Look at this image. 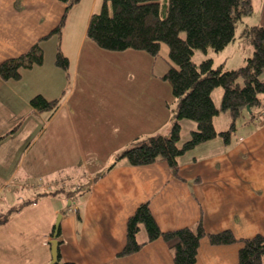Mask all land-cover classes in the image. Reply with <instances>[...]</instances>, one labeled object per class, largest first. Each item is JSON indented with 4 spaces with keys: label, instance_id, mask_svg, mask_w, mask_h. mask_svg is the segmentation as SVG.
I'll return each mask as SVG.
<instances>
[{
    "label": "crops",
    "instance_id": "crops-1",
    "mask_svg": "<svg viewBox=\"0 0 264 264\" xmlns=\"http://www.w3.org/2000/svg\"><path fill=\"white\" fill-rule=\"evenodd\" d=\"M250 3L252 13L239 23L234 41L216 53V63L210 57L215 67L236 70L252 55V46L239 35L244 28L264 27V0ZM99 6L100 0H81L68 12L61 34L40 42L42 65L22 71L18 81L0 80V126L5 116L9 119L0 132V214L18 201H35L0 226V264H49L48 242L58 215L63 262L174 264L161 239L131 256H116L125 245L128 218L146 202L162 232L201 225L207 234L264 237V109L255 110L253 118L244 113L229 144L216 138L181 157L176 175L165 162L115 163L133 141L169 133L176 100L163 72L109 76L102 92L89 89L98 79L81 68H92L101 55L104 66L113 53L86 37ZM63 13L57 0H0V63L25 53ZM58 50L68 59L67 71L54 63ZM128 52L137 54L123 53ZM213 93L219 106L222 92ZM36 96L60 104L52 114L35 113L30 101ZM83 100L91 103L78 111ZM18 102L26 109L18 110ZM229 121L226 113L216 116V132L226 131ZM180 126L183 138L194 128L187 121ZM48 188L65 193H42ZM144 239L140 232L138 241ZM238 249V244L211 246L204 238L195 264H237Z\"/></svg>",
    "mask_w": 264,
    "mask_h": 264
},
{
    "label": "trees",
    "instance_id": "trees-1",
    "mask_svg": "<svg viewBox=\"0 0 264 264\" xmlns=\"http://www.w3.org/2000/svg\"><path fill=\"white\" fill-rule=\"evenodd\" d=\"M57 1L64 5V13L58 25L25 53L2 61L0 80L18 81L22 71L42 65L40 42L61 34L68 12L81 0ZM251 13L250 0H103L100 11L92 14L89 19L87 39L103 51L143 52L153 59L158 57L161 45H165L168 69L162 80L169 84L176 100L169 133L133 141L116 156L115 163L125 160L130 166L141 167L165 162L176 175L181 157L196 146L216 138L229 144L236 130V121L244 113L253 118L256 117L253 114L255 110L264 109V82L260 80L264 73V27L252 26L241 31L239 37L252 46L253 53L236 70L224 71L221 66L215 67L210 58L198 64L192 60L196 51L205 55L208 51H222L234 41L242 19ZM54 63L67 71L68 59L59 50ZM218 88L222 89V94L220 104L216 106L212 93ZM59 104L60 100L47 101L40 96L30 101V107L35 113L52 114ZM220 113H226L230 121L226 131L216 132L213 119ZM181 121L194 124L186 139H182ZM56 190L59 189L42 193L56 195L64 191ZM47 194H40L38 198ZM66 195L70 197L71 193L66 192ZM33 203L35 201L26 199L11 206L0 214V226L5 225L13 214ZM141 231L145 234L144 241H138ZM59 236L57 229V241ZM50 237L53 238V230ZM204 238L211 246L238 244L237 264H262L264 237L256 235L236 239L230 231L207 234L201 225L195 229L162 232L147 202L138 205L128 218L125 245L116 256H131L147 244L161 239L170 251L174 264H195L200 241ZM60 245L61 241H58L54 264H70L61 260Z\"/></svg>",
    "mask_w": 264,
    "mask_h": 264
},
{
    "label": "rangeland",
    "instance_id": "rangeland-1",
    "mask_svg": "<svg viewBox=\"0 0 264 264\" xmlns=\"http://www.w3.org/2000/svg\"><path fill=\"white\" fill-rule=\"evenodd\" d=\"M101 6H102V0H100V6H99V8L96 9L95 13H98L100 11ZM108 7H109V5H108ZM74 8H76V7H74ZM74 10H76V9H74ZM109 13H111L110 7H109ZM237 33H238V30H237ZM136 53H137L136 55H133V53H131V52H128V53H123V52H121V53H109L107 56H111V61L108 62L104 66H103V56L104 55H101L100 60L96 61L92 68H88V70H84L83 68H81V71L89 73V75H91V76H96L98 79V81L91 82L89 89L92 92H95L96 89L99 92H102L104 89L103 85H105V83L108 82V80H106V79H108L109 76L128 75L130 73H139V74L155 73V74H158L160 72L165 73L166 70L168 69L167 49H166L165 45H161L159 55L156 59H153L152 57H150L149 55H147L146 53H143V52H136ZM215 56H216V53H213L211 51H208L206 55L200 51H196L193 55L192 60L194 63L198 64L204 59L213 57L215 60V63H216L217 58ZM215 65L216 64H214V66ZM69 72H70V70H69ZM167 86L169 88L168 83H167ZM217 92H222V89L218 88V89L214 90V93H213L214 96H216ZM76 96L78 97L79 94H77ZM85 102L91 103L90 100L89 101L83 100L82 103L78 106V111H81L83 109L84 105L86 104ZM19 107L26 109L25 104L23 102H18L16 104V108H18V110H20ZM168 107H169V105H168ZM85 111H86V109H85ZM85 111H84V113H85ZM8 120L9 119L5 116L3 119V125L0 126V132L2 130H4L5 126H7ZM11 123H14V120ZM12 126H10L8 129H10ZM4 132H2V133H4ZM188 136H189V134L185 135L184 136L185 138H182V139H186ZM10 182H11V184H13V179H11ZM29 188L31 189V187H29ZM11 191H13V187H11ZM56 191H59V190H56ZM23 195H24V193H23ZM18 202H20V201H18ZM6 211L7 210H5V212ZM1 217H2V215H0V218ZM6 235H8V234H6ZM141 235H145L143 231H141ZM0 248L2 250L4 248V242L1 239H0Z\"/></svg>",
    "mask_w": 264,
    "mask_h": 264
},
{
    "label": "water",
    "instance_id": "water-1",
    "mask_svg": "<svg viewBox=\"0 0 264 264\" xmlns=\"http://www.w3.org/2000/svg\"><path fill=\"white\" fill-rule=\"evenodd\" d=\"M248 107L246 108V111L248 112ZM60 222V215L57 216L55 224H54V229H53V238L48 242L49 249H50V263L49 264H54L57 259V249H58V241L56 240V233L57 229L59 226Z\"/></svg>",
    "mask_w": 264,
    "mask_h": 264
},
{
    "label": "built area",
    "instance_id": "built-area-1",
    "mask_svg": "<svg viewBox=\"0 0 264 264\" xmlns=\"http://www.w3.org/2000/svg\"><path fill=\"white\" fill-rule=\"evenodd\" d=\"M32 188H36V186H32ZM49 189V188H48Z\"/></svg>",
    "mask_w": 264,
    "mask_h": 264
},
{
    "label": "bare ground",
    "instance_id": "bare-ground-1",
    "mask_svg": "<svg viewBox=\"0 0 264 264\" xmlns=\"http://www.w3.org/2000/svg\"><path fill=\"white\" fill-rule=\"evenodd\" d=\"M54 192V191H53Z\"/></svg>",
    "mask_w": 264,
    "mask_h": 264
}]
</instances>
